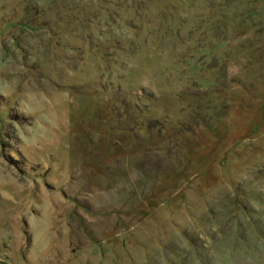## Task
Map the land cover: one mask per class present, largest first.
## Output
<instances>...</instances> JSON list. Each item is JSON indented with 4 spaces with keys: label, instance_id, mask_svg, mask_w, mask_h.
Instances as JSON below:
<instances>
[{
    "label": "rangeland",
    "instance_id": "obj_1",
    "mask_svg": "<svg viewBox=\"0 0 264 264\" xmlns=\"http://www.w3.org/2000/svg\"><path fill=\"white\" fill-rule=\"evenodd\" d=\"M0 264H264V0H0Z\"/></svg>",
    "mask_w": 264,
    "mask_h": 264
}]
</instances>
